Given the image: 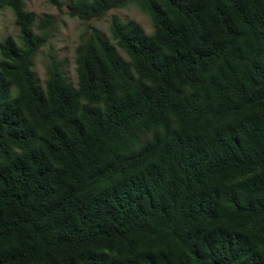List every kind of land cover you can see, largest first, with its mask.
Masks as SVG:
<instances>
[{
    "label": "trees",
    "instance_id": "16d2710c",
    "mask_svg": "<svg viewBox=\"0 0 264 264\" xmlns=\"http://www.w3.org/2000/svg\"><path fill=\"white\" fill-rule=\"evenodd\" d=\"M131 3L151 33L113 15L42 83L43 31L0 0V264H264V0L68 7Z\"/></svg>",
    "mask_w": 264,
    "mask_h": 264
},
{
    "label": "rangeland",
    "instance_id": "374dc122",
    "mask_svg": "<svg viewBox=\"0 0 264 264\" xmlns=\"http://www.w3.org/2000/svg\"><path fill=\"white\" fill-rule=\"evenodd\" d=\"M69 2L70 0H26V8L34 16L35 31L37 33L43 31L45 35V41L34 55L33 67L42 83L46 79L47 67L53 58L62 62L68 80L76 83L77 46L90 34L93 27L101 29L110 36L113 15H118L124 21L139 22L148 34L153 31L151 17L134 3L122 8H113L100 18L86 21L70 14ZM45 16H49L45 19L48 22L43 23L40 19ZM7 36H13L18 42H21L19 27L9 8L0 11V40Z\"/></svg>",
    "mask_w": 264,
    "mask_h": 264
}]
</instances>
